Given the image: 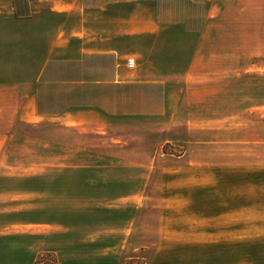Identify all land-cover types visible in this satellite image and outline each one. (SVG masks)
<instances>
[{
	"label": "crops",
	"instance_id": "1",
	"mask_svg": "<svg viewBox=\"0 0 264 264\" xmlns=\"http://www.w3.org/2000/svg\"><path fill=\"white\" fill-rule=\"evenodd\" d=\"M141 125L182 153L116 154ZM166 188L205 198L152 204ZM183 209L190 233L165 235ZM166 241L174 264H264V0H0V264L152 242L164 264Z\"/></svg>",
	"mask_w": 264,
	"mask_h": 264
},
{
	"label": "rangeland",
	"instance_id": "2",
	"mask_svg": "<svg viewBox=\"0 0 264 264\" xmlns=\"http://www.w3.org/2000/svg\"><path fill=\"white\" fill-rule=\"evenodd\" d=\"M202 54H204L205 56V50L204 53L202 52ZM255 74V68H254V58L251 60H248V72L247 75L248 76H254ZM141 122V121H139ZM74 135L72 134V139H71V143H74L75 145L79 143L78 140V133L75 131ZM166 131H159V130H154V131H148V130H144L142 125L136 127V129L134 131H127V132H119V137L121 138L122 136L124 138H127L128 142H130L129 146H123V147H113L112 150L118 154L120 157H124V156H128V154H132V153H136V154H142L145 153L147 154V156H154V154L156 152H159L160 150H163L164 152L168 153V154H174V155H180L183 151V149H179L178 147H174L172 145H170L169 143H165L163 144V141L161 142V144L159 143V145H152L153 143H155L160 137L162 138H166ZM169 134V133H168ZM169 136V135H168ZM102 138L101 137H97L95 135H88L86 136V139H82V142L85 143L88 148L90 149H95L96 146H99L102 143ZM165 141V140H164ZM45 142V140L43 141V139L41 138L40 143ZM57 139H56V144H57ZM76 148L72 147V149ZM105 148H101V150H104ZM43 147H39V153H43L42 152ZM46 153V152H44ZM54 153L57 154H61L62 153V148H59L58 146L55 147V151ZM74 153V152H72ZM141 157V156H139ZM161 162H159L158 164H160ZM93 166V164H90ZM166 180L163 179H158L155 178L152 182L155 183L154 186H162L163 182ZM205 195L204 194H200L199 196H194L189 195V194H185V195H181L180 193H178L176 191V189H170V188H166L163 189L162 192H158L155 194H152V204L156 203V202H167V201H172V199H176L177 202H182L183 204H189V202L192 201H198L201 199H204ZM195 199V200H194ZM160 216V214L158 213V210H154L152 209L151 211H149L147 218H149L151 221V225H152V234L154 231H158V226H156V222L158 217ZM165 217L167 219V225L164 227H161L160 230L165 234V235H169V236H174L176 233L177 234H189L190 233V227H189V211H184V209L182 211L179 212H173V211H166ZM177 220H181L182 222V226L179 225H175L174 223L172 224V222ZM148 247L149 249H146L145 252L139 255L140 258H131V259H126L124 261H122L121 264H146L147 259H142L143 256H146L147 253H152L155 249V245H157V243L154 244V242L152 243H148ZM164 246V251L161 255V260L164 264H174L175 260H174V252H173V243H170V241H166V243L162 244ZM34 264H57V259L54 255L52 254H44V255H39L38 259L36 260V262Z\"/></svg>",
	"mask_w": 264,
	"mask_h": 264
},
{
	"label": "built area",
	"instance_id": "3",
	"mask_svg": "<svg viewBox=\"0 0 264 264\" xmlns=\"http://www.w3.org/2000/svg\"><path fill=\"white\" fill-rule=\"evenodd\" d=\"M126 65H127V68H129V69H134L135 66H136L135 59H134V58H129V59H127V61H126ZM165 153H166V152H165Z\"/></svg>",
	"mask_w": 264,
	"mask_h": 264
}]
</instances>
